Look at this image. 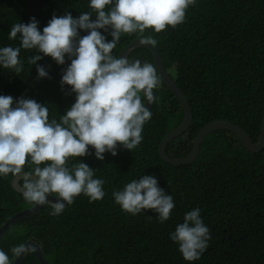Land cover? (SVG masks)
<instances>
[{
	"label": "trees",
	"instance_id": "trees-1",
	"mask_svg": "<svg viewBox=\"0 0 264 264\" xmlns=\"http://www.w3.org/2000/svg\"><path fill=\"white\" fill-rule=\"evenodd\" d=\"M88 4L89 0H0V47L20 46L18 38L8 39L17 22L27 24L35 17L42 31L54 14L78 17L92 11ZM142 35L157 41L154 47L166 71L193 110L191 127L166 147L170 158L188 156L199 133L214 121H229L259 143L264 113V0H195L182 24L161 33L148 29L122 35L113 54L119 58ZM33 54L21 49L24 69L19 74L0 69V95L46 104L49 120L59 122L75 101L70 89L60 86L70 61L66 58L61 66L41 54L38 64L48 77L37 79L36 66L28 63ZM128 59L155 66L147 49L134 50ZM157 76L152 117L143 126L140 145L131 152L120 149L115 157L105 153L103 161L92 154L70 158L69 167L80 160L95 170L94 178L104 180V198L90 203L81 195L59 216H51L46 204L37 215L14 224L0 243L13 263L10 249L35 241L49 264H189L169 234L186 212L199 207L211 238L201 258L191 264H264V150L251 153L232 132L218 130L206 137L193 163L174 167L164 162L160 144L180 125L184 111L158 70ZM152 174L175 203L163 224L151 210L135 216L122 211L112 197L131 180ZM12 181L11 174L0 179V228L34 206L12 188ZM33 254L26 255L23 264H40Z\"/></svg>",
	"mask_w": 264,
	"mask_h": 264
},
{
	"label": "clouds",
	"instance_id": "clouds-1",
	"mask_svg": "<svg viewBox=\"0 0 264 264\" xmlns=\"http://www.w3.org/2000/svg\"><path fill=\"white\" fill-rule=\"evenodd\" d=\"M194 3L89 0L92 11L78 17L54 14L42 31L35 17L27 24H13L8 39L18 38L20 46L0 47V69L19 74L24 69L19 59L21 49L33 50L28 63L36 66L37 79H41L48 77L46 69L38 64L41 54L61 66L67 58L70 63L63 71L60 86L62 90L67 86L75 101L57 122L49 120L46 104L0 95V179L11 174L23 199L35 207L47 204L51 216H59L81 195L90 203L102 200L104 180L94 178L95 170L80 160L69 167L70 158L92 154L103 161L105 153L115 157L120 149L131 152L140 145L143 126L152 117L147 105L155 102L153 90L160 83L152 63L130 61L123 55L117 58L113 50L122 35L143 34L148 29L161 33L182 24L186 10ZM81 31L87 34L81 36ZM139 43L154 46L157 41L151 35H142ZM89 146L94 151L90 152ZM112 197L122 211L133 216L142 210L154 211L161 224L170 219L175 208L173 196L158 186L154 174L131 180L114 190ZM210 238L199 207L186 212L183 222L169 234L189 264L201 258ZM35 250L29 243L10 249L15 260ZM0 264H13L2 249Z\"/></svg>",
	"mask_w": 264,
	"mask_h": 264
},
{
	"label": "water",
	"instance_id": "water-1",
	"mask_svg": "<svg viewBox=\"0 0 264 264\" xmlns=\"http://www.w3.org/2000/svg\"><path fill=\"white\" fill-rule=\"evenodd\" d=\"M140 40H135V42H131L129 45H127L120 53V55H123L125 57H129V55L134 51L137 50L138 48H143L147 49L150 54L152 55L153 61L155 63V66L159 72V75L162 79V81L165 83V85L177 96L179 101L181 102V105L183 107L184 111V117L182 122L178 127H176L174 130H172L170 133H168L163 141L160 144L159 147V155L161 159L168 163L171 166L174 167H180L183 165H188L193 163L200 152V147L204 140L206 139L207 136H209L211 133L218 131V130H226L229 132H232L234 135L237 136V138L242 142V144L247 148L248 151L251 153H259L264 150V113H263V119H262V124H261V133H260V140L258 144H255L253 140L250 138V136L240 127L233 125L229 121H214L210 124H208L202 131L199 133L197 136L193 147L189 153L188 156L182 159H173L170 158L166 154V147L167 145L174 140L175 138L180 137L183 135L192 125L194 115H193V110L192 107L187 99V97L184 95V93L181 91V89L178 87L176 82L170 77L168 72L166 71L162 58L157 51V49L152 46V45H141L139 43ZM120 57V56H119ZM154 93V92H153ZM155 96V95H154ZM155 102L151 105H147L149 110L151 111ZM90 151H94L91 149V146H89ZM12 188H14L16 191H19V188L16 186L14 181H12ZM50 200H54V197H49ZM44 206V205H43ZM43 206H38V207H31L29 209H26L24 211H21L15 215H13L9 220H7L2 227L0 228V243L7 233V231L17 222L24 220L26 218L32 217L37 215L42 211ZM31 246H35V251L32 252L34 253L36 259L40 264H49L48 261L46 260V257L44 255V251L41 245H39L35 241H28ZM26 256H20L17 258L13 264H23Z\"/></svg>",
	"mask_w": 264,
	"mask_h": 264
}]
</instances>
